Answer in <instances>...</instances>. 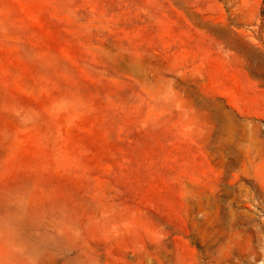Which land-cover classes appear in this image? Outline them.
Instances as JSON below:
<instances>
[{
    "label": "rangeland",
    "instance_id": "374dc122",
    "mask_svg": "<svg viewBox=\"0 0 264 264\" xmlns=\"http://www.w3.org/2000/svg\"><path fill=\"white\" fill-rule=\"evenodd\" d=\"M0 264H264V0H0Z\"/></svg>",
    "mask_w": 264,
    "mask_h": 264
},
{
    "label": "bare ground",
    "instance_id": "6f19581e",
    "mask_svg": "<svg viewBox=\"0 0 264 264\" xmlns=\"http://www.w3.org/2000/svg\"><path fill=\"white\" fill-rule=\"evenodd\" d=\"M109 51H110L111 54H114L113 50L112 51L109 50ZM134 64L135 65H140V64H142V60H137V61L134 62Z\"/></svg>",
    "mask_w": 264,
    "mask_h": 264
}]
</instances>
